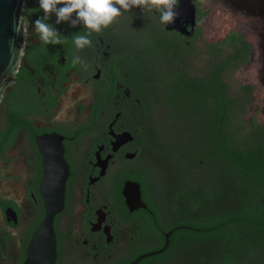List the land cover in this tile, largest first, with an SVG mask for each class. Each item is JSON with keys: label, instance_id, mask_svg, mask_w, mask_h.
Instances as JSON below:
<instances>
[{"label": "flooded vegetation", "instance_id": "1", "mask_svg": "<svg viewBox=\"0 0 264 264\" xmlns=\"http://www.w3.org/2000/svg\"><path fill=\"white\" fill-rule=\"evenodd\" d=\"M218 1L192 0L194 23L178 19L183 32L167 28L154 9L121 10L91 34V47L77 51L72 38L87 32L82 24H56L52 14L48 23L64 42L46 45L34 32L44 16L39 0H24L25 44L0 97V264H48L44 244L34 248L32 238L65 174L61 156L68 173L52 216L53 264H129L162 249L167 233L168 245L176 227L151 131V96L155 81L185 72L187 63L193 72L207 43L219 41L198 44L202 17ZM154 41L172 46L154 53ZM127 183L138 185L141 206L127 205ZM167 245L135 264H184Z\"/></svg>", "mask_w": 264, "mask_h": 264}, {"label": "trees", "instance_id": "2", "mask_svg": "<svg viewBox=\"0 0 264 264\" xmlns=\"http://www.w3.org/2000/svg\"><path fill=\"white\" fill-rule=\"evenodd\" d=\"M214 45L202 68L154 83L151 131L176 227L166 252L184 264H264V122L246 119L252 87L227 81L250 46L235 31Z\"/></svg>", "mask_w": 264, "mask_h": 264}, {"label": "rangeland", "instance_id": "3", "mask_svg": "<svg viewBox=\"0 0 264 264\" xmlns=\"http://www.w3.org/2000/svg\"><path fill=\"white\" fill-rule=\"evenodd\" d=\"M207 12L202 17L198 44L207 39L220 40L230 31L243 33L244 40L250 43L248 60L230 72L227 81L232 87L238 83L252 87L246 119L255 116L264 122V0H219ZM205 60L201 57L196 62V70L203 67Z\"/></svg>", "mask_w": 264, "mask_h": 264}, {"label": "water", "instance_id": "4", "mask_svg": "<svg viewBox=\"0 0 264 264\" xmlns=\"http://www.w3.org/2000/svg\"><path fill=\"white\" fill-rule=\"evenodd\" d=\"M23 3L24 0H0V97L5 86L9 85L15 78L19 58L25 44L26 11ZM174 10L179 15L174 19V22L165 24L167 28H175L183 32L184 28L178 26V19L181 17H184L186 22L194 23L195 8L192 0H179V4ZM58 164L62 167V171L65 174L59 179L54 194L55 199H53L52 205L48 206L46 217L32 238L34 248H37L40 244H44L45 260L48 264H53L55 254L52 216L59 210L62 204L64 181L68 173L62 156L59 157ZM123 195L130 208L142 205L137 184L132 185L131 183H127L123 189ZM167 237L168 233L166 234V242L162 249L141 255L129 264H135L144 256L162 251L167 245Z\"/></svg>", "mask_w": 264, "mask_h": 264}, {"label": "clouds", "instance_id": "5", "mask_svg": "<svg viewBox=\"0 0 264 264\" xmlns=\"http://www.w3.org/2000/svg\"><path fill=\"white\" fill-rule=\"evenodd\" d=\"M178 3L179 0H39V7L43 10L44 16L34 21V32L46 45L62 44L64 37L52 24L48 23L51 15L55 14L57 17L56 24L62 21H70L73 27L82 24L87 32L76 34L72 38L76 50L79 51L86 46L91 47V34L100 33L111 25L117 17L122 15L121 10L130 11L134 6L147 11L154 9L159 13L160 22L166 24L174 22L179 15L174 10ZM58 5L63 6L57 7ZM76 62L72 60L74 66Z\"/></svg>", "mask_w": 264, "mask_h": 264}]
</instances>
